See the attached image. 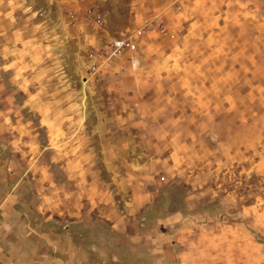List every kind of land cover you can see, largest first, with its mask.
<instances>
[{
	"label": "rangeland",
	"instance_id": "1",
	"mask_svg": "<svg viewBox=\"0 0 264 264\" xmlns=\"http://www.w3.org/2000/svg\"><path fill=\"white\" fill-rule=\"evenodd\" d=\"M0 264H264V0H0Z\"/></svg>",
	"mask_w": 264,
	"mask_h": 264
},
{
	"label": "built area",
	"instance_id": "2",
	"mask_svg": "<svg viewBox=\"0 0 264 264\" xmlns=\"http://www.w3.org/2000/svg\"><path fill=\"white\" fill-rule=\"evenodd\" d=\"M157 27L163 29L161 21L156 23ZM142 31L139 29L137 34ZM130 40L126 36L114 37L106 45V48L101 53L90 54L91 63L90 67L94 73L105 71L112 61L127 47L130 45Z\"/></svg>",
	"mask_w": 264,
	"mask_h": 264
}]
</instances>
